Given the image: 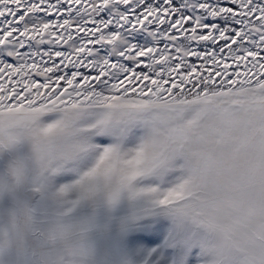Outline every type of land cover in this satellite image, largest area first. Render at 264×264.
Listing matches in <instances>:
<instances>
[{
    "label": "snow or ice",
    "instance_id": "obj_1",
    "mask_svg": "<svg viewBox=\"0 0 264 264\" xmlns=\"http://www.w3.org/2000/svg\"><path fill=\"white\" fill-rule=\"evenodd\" d=\"M24 142L0 264H92L125 200L122 234L163 215L206 264H264V0H0V150Z\"/></svg>",
    "mask_w": 264,
    "mask_h": 264
},
{
    "label": "rangeland",
    "instance_id": "obj_2",
    "mask_svg": "<svg viewBox=\"0 0 264 264\" xmlns=\"http://www.w3.org/2000/svg\"><path fill=\"white\" fill-rule=\"evenodd\" d=\"M30 155L31 145L27 142L16 149L0 150V173L5 172L14 160ZM142 207L125 200L115 211L103 206L98 209L92 235V264H206L212 259L206 253V236L202 229L167 216L148 217L140 222L146 227L122 234V222L133 213H139Z\"/></svg>",
    "mask_w": 264,
    "mask_h": 264
}]
</instances>
